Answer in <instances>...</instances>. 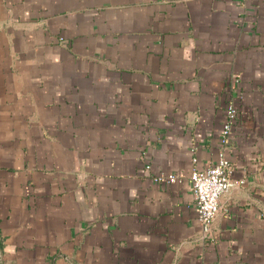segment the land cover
Here are the masks:
<instances>
[{"label":"crops","instance_id":"crops-1","mask_svg":"<svg viewBox=\"0 0 264 264\" xmlns=\"http://www.w3.org/2000/svg\"><path fill=\"white\" fill-rule=\"evenodd\" d=\"M0 264H264V0H0Z\"/></svg>","mask_w":264,"mask_h":264},{"label":"built area","instance_id":"built-area-1","mask_svg":"<svg viewBox=\"0 0 264 264\" xmlns=\"http://www.w3.org/2000/svg\"><path fill=\"white\" fill-rule=\"evenodd\" d=\"M224 114L216 160L206 169H193L190 173L191 189L196 205V219L200 226L201 236H208L211 233L213 220L221 207V196L228 194L232 188L244 181L243 178L232 176V167L225 148L237 116V108L232 100L227 101ZM161 177L170 182L181 179L178 172H167Z\"/></svg>","mask_w":264,"mask_h":264}]
</instances>
